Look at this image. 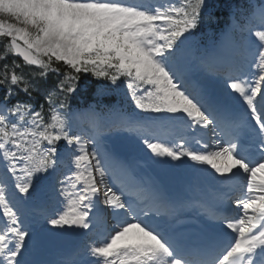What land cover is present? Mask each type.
Here are the masks:
<instances>
[{
    "label": "snow or ice",
    "instance_id": "obj_1",
    "mask_svg": "<svg viewBox=\"0 0 264 264\" xmlns=\"http://www.w3.org/2000/svg\"><path fill=\"white\" fill-rule=\"evenodd\" d=\"M221 12L220 42L193 57L196 33L213 20L208 0H0V264H27L18 257L40 241L24 208L56 184L67 210L36 206L37 222L102 225L87 248L91 259L61 264H264V0H227ZM198 71L223 88L210 91L194 78ZM122 89L148 115L113 106L114 118L101 123V104L69 110V99L89 91ZM84 115L90 132L75 123ZM169 125L196 135L168 143L151 131ZM119 132L134 133L146 155L196 172L208 166L216 185H239L237 214L180 205L204 217L203 231L191 235L175 205L115 175L118 157L101 137ZM205 136L220 139L209 144Z\"/></svg>",
    "mask_w": 264,
    "mask_h": 264
},
{
    "label": "bare ground",
    "instance_id": "obj_2",
    "mask_svg": "<svg viewBox=\"0 0 264 264\" xmlns=\"http://www.w3.org/2000/svg\"><path fill=\"white\" fill-rule=\"evenodd\" d=\"M204 86L207 87L208 89H211V90H214V91H217L218 89H222L223 88V84L222 83H220L218 81H213V80L207 81ZM233 95H236V94H233ZM121 110H123V109H121ZM125 114H126V112H125ZM85 117L87 119L89 118V120H90L89 116L85 115ZM110 118H114V117H111L110 115L105 114L103 118H100L101 123L108 122V120ZM78 121H79V119L75 121L77 126H78ZM79 123H80V121H79ZM160 130L164 131L166 133H173V134H177V135H181L185 131V129L182 126H180V125H169V126L165 127L164 129H160ZM85 131L89 132L88 129H86ZM151 131L156 132V131H159V130L151 129ZM129 136H130V138L134 139L132 147H133V150L135 152H138L139 154H141L143 151H145V149L142 146L141 140L138 139L136 135L134 136V134L130 133ZM101 141L103 143L102 137H101ZM89 147H91V145H89ZM112 162L115 163L116 160H113ZM193 173H196V171H193ZM204 180L207 181L206 178H204Z\"/></svg>",
    "mask_w": 264,
    "mask_h": 264
},
{
    "label": "trees",
    "instance_id": "obj_3",
    "mask_svg": "<svg viewBox=\"0 0 264 264\" xmlns=\"http://www.w3.org/2000/svg\"><path fill=\"white\" fill-rule=\"evenodd\" d=\"M227 0H208V5H210L212 9V14H213V20L208 21L205 19V23L203 24L204 28H213L211 33L217 32V30L223 26L226 22V15L222 14L221 12V5L225 4ZM235 2L239 3L240 0H235ZM246 2V0H245ZM83 80L82 82L84 83V77L82 76ZM55 79V77H53Z\"/></svg>",
    "mask_w": 264,
    "mask_h": 264
},
{
    "label": "rangeland",
    "instance_id": "obj_4",
    "mask_svg": "<svg viewBox=\"0 0 264 264\" xmlns=\"http://www.w3.org/2000/svg\"><path fill=\"white\" fill-rule=\"evenodd\" d=\"M238 37H239V34H236V39H238ZM220 39H221V37H220ZM248 39L250 40L251 38L250 37H248ZM219 40V39H218ZM220 41V40H219ZM217 42V41H216ZM209 46H207L206 47V50H209L210 48H208ZM208 48V49H207ZM111 87H114V86H111ZM124 91L125 90H119V91H116V92H112V94H113V102H112V105H110L111 107H115L116 108V104L117 103H120V104H124V103H127L128 101H129V98L127 97V96H125L124 95ZM111 107H109V108H111ZM109 108H107V109H109ZM87 108H85V109H82V108H71V109H69V110H71V111H73V112H84L85 110H86ZM133 110L134 111H136L135 110V108H133Z\"/></svg>",
    "mask_w": 264,
    "mask_h": 264
}]
</instances>
